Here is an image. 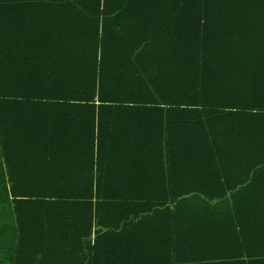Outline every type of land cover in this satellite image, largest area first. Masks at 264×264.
<instances>
[{"label": "trees", "instance_id": "1", "mask_svg": "<svg viewBox=\"0 0 264 264\" xmlns=\"http://www.w3.org/2000/svg\"><path fill=\"white\" fill-rule=\"evenodd\" d=\"M15 264H264V0H0V196Z\"/></svg>", "mask_w": 264, "mask_h": 264}, {"label": "crops", "instance_id": "2", "mask_svg": "<svg viewBox=\"0 0 264 264\" xmlns=\"http://www.w3.org/2000/svg\"><path fill=\"white\" fill-rule=\"evenodd\" d=\"M11 206L3 193L0 196V264H15L20 251L21 231Z\"/></svg>", "mask_w": 264, "mask_h": 264}]
</instances>
